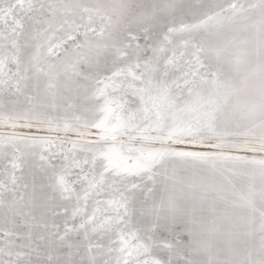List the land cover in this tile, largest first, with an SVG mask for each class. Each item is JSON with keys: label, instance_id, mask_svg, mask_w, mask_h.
<instances>
[{"label": "snow or ice", "instance_id": "snow-or-ice-1", "mask_svg": "<svg viewBox=\"0 0 264 264\" xmlns=\"http://www.w3.org/2000/svg\"><path fill=\"white\" fill-rule=\"evenodd\" d=\"M0 264H264V0H0Z\"/></svg>", "mask_w": 264, "mask_h": 264}]
</instances>
